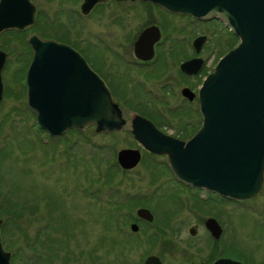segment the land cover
Here are the masks:
<instances>
[{
	"label": "rangeland",
	"instance_id": "obj_1",
	"mask_svg": "<svg viewBox=\"0 0 264 264\" xmlns=\"http://www.w3.org/2000/svg\"><path fill=\"white\" fill-rule=\"evenodd\" d=\"M32 1L39 11L34 31L42 32L46 38L75 41L92 57L88 48L90 31L95 33L93 41L101 43L104 38L115 42L118 49L128 50L130 36L137 35L144 22L136 6L110 4L77 23L81 37L70 31L76 21L71 12L75 8L80 11L81 0ZM169 22L173 24L172 20ZM210 22L191 26L192 37L199 32L209 35L203 52L207 63L201 79L212 72L228 47L238 43L223 21ZM23 41L22 32L0 36V46L11 55L5 75L6 101L0 110L1 237L4 248L12 255L11 264H137L143 249L136 250L122 242L121 232L126 228L131 232L125 220L128 206L153 208L160 221L166 222L178 207L169 193L185 192L167 170V158L144 150L131 132L133 112L148 114L149 98L135 84L130 85L123 74L117 88L131 109L124 113L128 123L121 131L97 133L94 127H88L84 132L70 131L63 137L48 138L40 132L27 107L25 72L32 54ZM100 46L99 53L105 51L104 45ZM169 47L165 46L164 54ZM181 50L172 51H179L172 55L173 70L182 57ZM94 62L103 72L109 71L98 58ZM157 66L162 68L161 64ZM111 73L116 75L115 71ZM195 82L196 79L191 84ZM188 122L177 121L176 126L183 127ZM128 148L141 149L144 162L135 170L118 174L114 185H104L98 180V167L105 169L107 162L116 163L118 151ZM117 203L122 209L116 208ZM195 207L167 226L168 263L193 264L201 256L209 255V236L203 222L211 210L197 206L195 211ZM222 207L221 219L227 227L225 244L235 242L241 260L264 264V189L254 201L222 202ZM194 225L199 230L196 237L189 235Z\"/></svg>",
	"mask_w": 264,
	"mask_h": 264
},
{
	"label": "water",
	"instance_id": "obj_2",
	"mask_svg": "<svg viewBox=\"0 0 264 264\" xmlns=\"http://www.w3.org/2000/svg\"><path fill=\"white\" fill-rule=\"evenodd\" d=\"M84 0L88 14L99 3ZM124 1V0H118ZM157 4L169 12L197 19L223 21L240 39L205 80L199 101L203 124L196 135L184 142L161 133L151 122L135 116L132 133L145 150L167 155L174 175L184 184L205 188L226 199L248 201L264 186V0H141ZM36 8L30 0H1L0 33L23 30L34 23ZM145 32L140 41L149 35ZM205 37L195 41L201 46ZM33 61L27 73V105L39 127L52 137L70 130L84 132L95 126L97 133L120 131L125 125L120 107L114 102L101 78L89 69L82 57L69 46L35 34L29 38ZM7 54L0 50V103L3 98L1 72ZM203 60L185 63V73H197ZM190 95V90H184ZM141 151L122 149L118 163L125 170L136 168ZM152 220L147 209L137 212ZM0 220V264H11L12 255L4 248ZM215 238L221 228L210 219ZM133 230L137 226L133 225ZM192 234L196 231L193 228ZM150 258L146 264H152ZM216 264H242L218 260Z\"/></svg>",
	"mask_w": 264,
	"mask_h": 264
},
{
	"label": "flooded vegetation",
	"instance_id": "obj_3",
	"mask_svg": "<svg viewBox=\"0 0 264 264\" xmlns=\"http://www.w3.org/2000/svg\"><path fill=\"white\" fill-rule=\"evenodd\" d=\"M81 1L83 5L84 0ZM30 2L33 3L36 8V17L34 23L24 30H5L0 34L1 36L2 34L8 32L24 33L23 42L29 46L30 52L32 54L28 61V65L26 66L25 84L27 72L34 56L33 49L29 43V38L31 35L35 34L42 39L53 40L75 50L86 62L89 69L95 74H98V76L104 81L110 90L114 101L119 104L120 108L122 109L123 115L125 111L131 109V106L129 102L123 98L121 92L117 88V85L121 83L119 78L124 74L130 85L135 84V88L138 89L141 94L149 98L147 105L150 107V112L148 114H144L140 111H134V114L131 118V125L133 117L139 115L154 124V126L161 133L185 142L190 141L199 131L203 121L200 110L199 96L203 82L207 77L206 75L205 78L201 79L205 70V65L207 63V61L203 58L205 55L203 52L205 51V45L208 40H205L201 46H195V41L200 37H207L209 35L207 32H199L198 35L192 37L191 26L192 24H198V26H201L203 23L212 22L193 19L192 17L186 15L170 13L158 5L145 3L141 0H111L104 3H99L88 14H84L82 12L81 5L80 11L75 8L73 9L74 11L71 12L74 15L76 21H73L72 27L70 29V31L75 32V34H81V37L83 35L80 32L77 23H79V21L82 22L83 18L92 17V15H95L99 10L106 9V6L110 4H132L136 6L139 11H141L140 14L144 17V22L138 30L137 35L135 34L134 36H130L128 50L121 48L118 49L115 45V42L111 40H105L104 38L100 40L101 43H97L96 41H93L95 33L90 31L88 48L93 54L92 57L89 56V53L85 49L80 48L75 41L64 42L53 38H46L42 32L34 31L33 28L37 23L39 11L37 5L32 0H30ZM169 20H172L173 24L170 23ZM146 31L150 32L149 35L145 40L140 41L142 34ZM72 32L71 35L74 36ZM100 44L104 45L105 51H101L99 53L98 51L101 47ZM165 46H170L166 54L163 52ZM236 46L228 47L226 51L222 53L220 59ZM174 49H178L179 51L182 49L180 52L182 57L177 64V68H174L173 70V67L171 66V64L174 63L172 55H175L179 52L172 53ZM0 50H3L8 54L6 63L2 70L3 99L0 104L1 110L4 107L6 101L5 97L7 92V82L5 80V75L11 55L2 46H0ZM92 58H94V61L95 58H98L100 63L105 66V69L107 68L109 71L107 73L103 72ZM195 59L203 60L200 70L193 74L185 73L182 70L183 64ZM217 63L213 67V70L217 66ZM157 64H161L162 68H158ZM112 71H115L117 76L111 73ZM173 75L176 76V79L173 77ZM194 79H196V82L194 85H192L191 83ZM124 87L128 89L127 85ZM186 89L190 90L191 92L188 96L184 93V90ZM27 90V85H25V95ZM181 114H185L184 118L181 117ZM192 116H194V120L191 122ZM186 120L189 122L183 125V127L176 126L177 121L185 122ZM126 121L128 123L127 119ZM170 128L177 129L172 131L169 130ZM143 162L144 157L142 153V160L139 166ZM167 170L169 171V169ZM170 173L174 182L178 186L182 187L185 192L182 193L180 190L177 192V190L174 189L176 193H169L175 198L177 204L174 205H178V207L173 211L171 210L172 212L167 217L166 222L160 221L153 208L140 206L134 208V210L127 209V211H129L128 216L125 219L126 224L128 223L126 227L130 226L131 232L127 231V228L121 232L123 235L122 242L124 245L129 246L130 248H134L136 250L141 248L143 249L137 264H146L150 258H155L153 261H151L152 264H171L170 262L168 263V258L166 256L167 251H169V248L165 246L168 242L169 235L167 226H172V224L180 219V217H182L185 213H188V211L192 210L196 205L199 208H201V206H204L205 208L208 207V209H206L207 211L211 210L209 213L210 215L205 218L203 222L206 232L209 236V245L207 248L209 255L201 256V260L195 261L193 264H216L218 260H230L243 264H254L249 261L241 260L240 257L237 256L240 250L235 242L231 243L232 245L230 243L225 244L226 241L224 242V236L227 233V227L221 219L223 211L222 202H229L232 204H239L243 202L223 198L208 191L207 189H198L186 186L179 182L172 172ZM255 199L256 197L250 201H254ZM197 206L195 207V211H198ZM140 208L149 209L153 214L152 220L139 217L137 215V211ZM203 211H205V209H203ZM210 219L215 220V222H217L221 228V233L218 238L213 236L207 226V222ZM133 225L137 226L136 231L133 230ZM193 228L196 231L195 235L192 234ZM198 231V226L194 225L189 229V235L196 237Z\"/></svg>",
	"mask_w": 264,
	"mask_h": 264
},
{
	"label": "trees",
	"instance_id": "obj_4",
	"mask_svg": "<svg viewBox=\"0 0 264 264\" xmlns=\"http://www.w3.org/2000/svg\"><path fill=\"white\" fill-rule=\"evenodd\" d=\"M40 132H42V130H40ZM114 161L116 162V160H114ZM117 167L119 168L118 170L116 169ZM122 172H125L126 173L127 171L122 170L117 165V163H112V164L109 165L108 162H107L106 165H105V169L102 166H99L98 167V174H99L98 175L99 176L98 180L100 182H103L104 185L106 184L107 186H112V185L115 184V180L117 179V175L120 174V173H122ZM162 175H163V173H162ZM95 182L98 184L97 181H95ZM131 206H132V204H130L128 206V209H130ZM116 208H119V210H120V209H122V205H120L119 203H117ZM116 211H118V210H116ZM117 222H120V221H117Z\"/></svg>",
	"mask_w": 264,
	"mask_h": 264
}]
</instances>
